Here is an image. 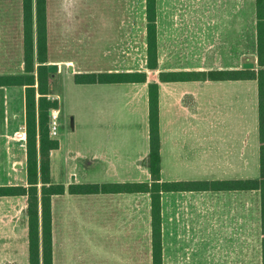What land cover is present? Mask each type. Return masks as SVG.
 I'll return each mask as SVG.
<instances>
[{
  "label": "crops",
  "instance_id": "1",
  "mask_svg": "<svg viewBox=\"0 0 264 264\" xmlns=\"http://www.w3.org/2000/svg\"><path fill=\"white\" fill-rule=\"evenodd\" d=\"M80 1L69 11L99 14L91 22L94 44L123 46L124 60L145 62L139 71H146L147 81L77 83L79 70L55 62L52 76L60 80L48 97L57 100L52 109L58 116L65 72L72 74L77 92L93 86L91 119L77 126L74 117L72 132L54 137L59 146L50 151L51 181L65 187L51 197V219L58 207L64 222L61 264H80L89 255L91 264H153L150 192L68 188L151 181L147 84L154 81L160 180L204 183L203 189L160 191L162 264H263L260 190L242 185L260 177L257 80L159 79L160 71L238 72L245 61L257 59L255 0H155L156 70L146 67V0ZM51 4L45 0L48 49L51 13L63 12L52 11ZM21 27V0H0V74L4 61L22 57ZM133 45L142 46L140 58L132 57ZM48 60L75 58L48 54ZM22 132L25 140L17 136ZM26 168L25 86L0 85V186L27 185ZM27 207L26 195H0V264H29ZM54 237L52 232L53 261Z\"/></svg>",
  "mask_w": 264,
  "mask_h": 264
},
{
  "label": "trees",
  "instance_id": "2",
  "mask_svg": "<svg viewBox=\"0 0 264 264\" xmlns=\"http://www.w3.org/2000/svg\"><path fill=\"white\" fill-rule=\"evenodd\" d=\"M33 4L35 11H33ZM257 16L258 69L241 71H160L161 81L189 79H231L243 76L256 79L259 92L260 177L245 179L244 189H258L261 196L262 260L264 264V0H255ZM156 3L146 0L147 59L149 70L158 68L156 45ZM21 59L5 64L0 74V85L25 86V120L27 152V185L0 186V195H26L28 201V258L29 264H52L51 197L64 193L61 183L51 181L50 151L58 148L59 141L49 132L50 110L57 108L56 99L49 98L53 87L47 69L48 47L46 45L45 0H21ZM34 32L36 40L34 41ZM16 62V63H15ZM15 65V66H14ZM18 66V67H17ZM145 70L77 72V83L146 82ZM149 107V166L150 182L84 184L76 188L69 185L71 193H91L102 190L110 192H150L153 228V264H162L160 191L203 189V182H161L159 153V99L158 83L148 82ZM39 96L36 98V93ZM238 185H241L240 183ZM76 188V189H75Z\"/></svg>",
  "mask_w": 264,
  "mask_h": 264
},
{
  "label": "rangeland",
  "instance_id": "3",
  "mask_svg": "<svg viewBox=\"0 0 264 264\" xmlns=\"http://www.w3.org/2000/svg\"><path fill=\"white\" fill-rule=\"evenodd\" d=\"M86 1V0H82ZM89 4L91 0H88ZM81 3L79 0H52L51 8L54 10H63L61 13L53 12L50 17V32H51V45L48 49V54L53 57H70L75 58L74 61H54L61 63L66 69V64L72 66V70L79 72H102V71H134L143 68L145 62L141 59L124 60L122 48L120 45H95L93 36L96 34L92 30V17L98 16L99 14L89 13H77L75 11H69L71 8H76L77 4ZM83 16V19H82ZM83 20L84 24L77 23V18ZM86 27H85V26ZM60 26V27H59ZM107 31V30H106ZM104 40H102L103 42ZM127 49V46L125 47ZM132 57H141L143 53L142 46L133 45ZM107 53L104 55L106 58L100 59V53ZM103 53V54H104ZM11 61H8V63ZM245 62H253L254 67L251 69H258L257 59L247 60ZM16 63V62H15ZM51 63V62H48ZM183 62H167L166 64L172 66H186ZM5 64L7 62L5 61ZM15 66V65H14ZM18 67V66H17ZM49 82L54 88L57 89L58 80L60 76L51 75L49 72ZM65 74V75H64ZM62 76L59 85H63L64 96L60 103V114L58 116V135L57 137L66 136L72 132L71 120L74 123V119L77 120V126L80 125V120L91 119L92 110V89L91 84L83 85L78 87V92L74 89V80L70 71L65 72ZM75 117V118H74ZM64 130V132H61ZM63 133H66L63 134ZM63 221L60 220L59 209L56 208L54 220L51 219V240L52 232L55 238V261L52 258V264H61V249L59 250V243L61 238V232L63 231ZM82 255V254H81ZM89 254H87L88 256ZM83 256V255H82ZM86 258V256L84 257ZM54 262V263H53ZM68 261L67 264H70ZM80 264H91L90 255L88 260L81 262Z\"/></svg>",
  "mask_w": 264,
  "mask_h": 264
},
{
  "label": "built area",
  "instance_id": "4",
  "mask_svg": "<svg viewBox=\"0 0 264 264\" xmlns=\"http://www.w3.org/2000/svg\"><path fill=\"white\" fill-rule=\"evenodd\" d=\"M58 113L56 109H51L50 111V120H49V132L52 137H56L58 135ZM18 138L25 140V133L22 132L17 134Z\"/></svg>",
  "mask_w": 264,
  "mask_h": 264
},
{
  "label": "water",
  "instance_id": "5",
  "mask_svg": "<svg viewBox=\"0 0 264 264\" xmlns=\"http://www.w3.org/2000/svg\"><path fill=\"white\" fill-rule=\"evenodd\" d=\"M242 66L245 69H251V68L254 67V63L253 62H244ZM47 69H48V72L51 73V75H54L55 72H57V70H58V64L55 63V62L48 63L47 64ZM71 127H73V121L72 120H71ZM71 182H74V178L73 177L71 178Z\"/></svg>",
  "mask_w": 264,
  "mask_h": 264
}]
</instances>
